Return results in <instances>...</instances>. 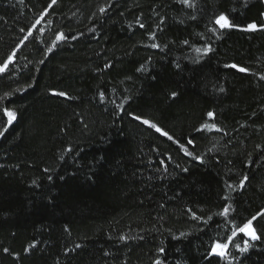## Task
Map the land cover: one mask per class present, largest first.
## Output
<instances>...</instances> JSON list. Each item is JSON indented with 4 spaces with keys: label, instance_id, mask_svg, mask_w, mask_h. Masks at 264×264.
<instances>
[{
    "label": "trees",
    "instance_id": "16d2710c",
    "mask_svg": "<svg viewBox=\"0 0 264 264\" xmlns=\"http://www.w3.org/2000/svg\"><path fill=\"white\" fill-rule=\"evenodd\" d=\"M9 56L0 264H264V0H0Z\"/></svg>",
    "mask_w": 264,
    "mask_h": 264
},
{
    "label": "snow or ice",
    "instance_id": "6c2138e0",
    "mask_svg": "<svg viewBox=\"0 0 264 264\" xmlns=\"http://www.w3.org/2000/svg\"><path fill=\"white\" fill-rule=\"evenodd\" d=\"M183 2L185 4H188L190 2V0H183ZM52 3L55 4L56 3V0H52ZM101 12H104L105 9L104 8H101L100 9ZM40 21L37 20L36 21V24H39ZM215 23L219 26V28L221 29H224V28H230L233 26L232 22L229 20L228 16L226 14H220L216 19H215ZM33 28H35V25L32 26ZM257 27L256 24H249L248 25V28L249 29H255ZM23 31V29H22ZM29 35H32L31 32H29ZM74 38V37H73ZM25 39H27V37H25ZM66 39L65 35L63 33H60L56 36V40L57 41H62ZM153 47H158V45H153ZM210 49H204L205 52H208ZM48 51H52V49H48ZM197 51H200V49H197ZM13 57L12 56H9L8 57V61H6L2 66H0V73H3L7 70L8 66H9V63L12 61ZM233 68L237 67L236 65H232ZM240 71H247V69H244V68H241L239 69ZM60 95H65L64 93H59ZM173 96L176 95V93H173L172 94ZM104 97V94L101 93V98L103 99ZM123 106H121V109H122ZM4 114L7 116L8 118V123L11 124L12 121L16 118V114L14 111L10 110V109H7L5 108L4 110ZM208 116L209 117H212L213 116V113L212 112H209L208 113ZM134 119L138 120V121H142L143 124L145 125H150L152 128H155L157 131H160V129L157 127V125L155 123H151L148 119H144L140 116H135ZM212 127L214 128L215 125H212ZM164 135H168L167 133H164ZM171 138V137H169ZM189 143H192V141H189ZM197 159H200V157H197ZM246 179V178H245ZM241 184H243V181H241ZM230 211L229 207H225L223 209V214L227 215L228 212ZM195 215V214H194ZM256 219V217H252L251 219H249L246 223H244L241 227L238 228V232H242L245 234V236L249 237L251 240H258L260 239V234H258L253 226V221ZM233 236H236L237 235V232L234 231ZM244 247L241 248L240 245H235L236 248H238L241 252H245L248 250V248L251 246L250 243H249V240H244ZM231 244V238H229V241L228 242H225V243H220V242H216L212 248V252L213 253H216L217 255H220V256H227L228 255V252H227V249L229 248ZM7 251V249L5 250ZM161 252H163L164 250L161 248L160 249ZM156 264H160L159 261L156 262Z\"/></svg>",
    "mask_w": 264,
    "mask_h": 264
},
{
    "label": "water",
    "instance_id": "95a60500",
    "mask_svg": "<svg viewBox=\"0 0 264 264\" xmlns=\"http://www.w3.org/2000/svg\"><path fill=\"white\" fill-rule=\"evenodd\" d=\"M244 237L247 238V239H250L249 237L245 236V234L243 233ZM251 240V239H250Z\"/></svg>",
    "mask_w": 264,
    "mask_h": 264
},
{
    "label": "rangeland",
    "instance_id": "374dc122",
    "mask_svg": "<svg viewBox=\"0 0 264 264\" xmlns=\"http://www.w3.org/2000/svg\"><path fill=\"white\" fill-rule=\"evenodd\" d=\"M214 254H216V253H214Z\"/></svg>",
    "mask_w": 264,
    "mask_h": 264
},
{
    "label": "clouds",
    "instance_id": "9594fccd",
    "mask_svg": "<svg viewBox=\"0 0 264 264\" xmlns=\"http://www.w3.org/2000/svg\"><path fill=\"white\" fill-rule=\"evenodd\" d=\"M218 26V25H217Z\"/></svg>",
    "mask_w": 264,
    "mask_h": 264
}]
</instances>
